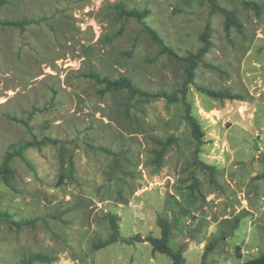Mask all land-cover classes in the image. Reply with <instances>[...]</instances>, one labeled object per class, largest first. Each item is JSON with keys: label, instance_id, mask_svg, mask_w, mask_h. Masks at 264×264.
I'll list each match as a JSON object with an SVG mask.
<instances>
[{"label": "rangeland", "instance_id": "1", "mask_svg": "<svg viewBox=\"0 0 264 264\" xmlns=\"http://www.w3.org/2000/svg\"><path fill=\"white\" fill-rule=\"evenodd\" d=\"M216 2L240 29L225 31L210 0H0V164L30 143L0 176V264H172L146 240L159 218L186 264H203L209 242L207 264L264 256V0ZM207 21L185 85L181 57L202 47ZM92 74L146 94L102 93ZM111 219L118 237L97 248Z\"/></svg>", "mask_w": 264, "mask_h": 264}, {"label": "trees", "instance_id": "2", "mask_svg": "<svg viewBox=\"0 0 264 264\" xmlns=\"http://www.w3.org/2000/svg\"><path fill=\"white\" fill-rule=\"evenodd\" d=\"M248 5L252 6L253 8L256 7H260L257 3L255 2H245ZM210 4H211V8L213 11H217L219 12L223 17H224V29L225 31H228L231 27H235L237 29H240L241 25L238 21V19L236 18L235 14L233 11L222 7L220 5H218V3L216 2V0H210ZM116 8L118 9L120 14L126 15V16H133L136 17L137 19H142L146 16L148 10L147 9H142V10H138L136 8H132V9H127L125 7H123L121 4L117 5ZM147 31L149 32L150 37L160 43L162 45V49L167 51L168 53L176 56V54L169 49V47L163 45L162 39L158 36L157 32L152 29L151 27H146ZM211 34V27H210V22L207 21L204 29L202 31V33L200 34V38L203 42L202 47L196 52V53H190L188 55H186L185 57H181L182 60H184L186 63H188L185 72H186V79L184 84L187 85L188 83H190L193 79L194 76V68L196 67L197 63L201 60L203 54L205 53V51L207 50V48L209 47V37ZM92 77L95 79V81L103 84V88L101 89V92H107V91H112V90H121V89H127V91L130 94H146L145 91L140 90L139 88H137L132 81L126 77V76H120L118 78H110L107 76L104 77H100L96 74H92ZM205 92H207L210 95H213L215 97H231V95H229V93L227 92H219V91H215V90H211V89H204ZM158 96H164L167 98V100L172 101L175 100V96L172 95H166V93H158ZM182 101L184 103L185 106V110L183 113V118L184 120L187 122V124L189 125L192 135L195 137V139L198 141V143L200 144L202 142V136H203V131L201 129L200 123L198 121V119L192 114L191 112V105L190 103L187 102L186 98H185V93L183 91L182 93ZM44 140H49L48 138H44ZM159 143H163L160 140H157ZM27 144L30 143H24V144H20L18 146V148H15L13 151L6 153L3 162L0 164V176H5L7 174H9L11 172L10 167H9V162L11 160V158L16 155L19 152V149L24 148ZM167 145V143H163V148H165V146ZM201 166L205 167V168H210L209 165L200 162ZM1 215V213H0ZM112 221V227H113V236L111 239L107 240V241H103V242H99L97 243L95 246L97 248L103 247L107 244H109L110 242L114 241L117 239L118 237V228L117 225L115 223V221L113 219H111ZM158 225L160 227V235L159 236H149L146 238L147 241H149L152 251L153 252H160L163 254H166L167 256H169L172 260V264H186L184 261V257H183V250L178 248V249H173L170 245H169V240L171 237V225L170 223L163 218H159L158 219ZM214 247V242H209L203 252V264H207L206 263V256L207 254L213 249ZM32 259H43L44 255L36 253L34 254L32 257ZM242 264H264V256L263 255H259L257 257L248 259L246 261H244Z\"/></svg>", "mask_w": 264, "mask_h": 264}]
</instances>
